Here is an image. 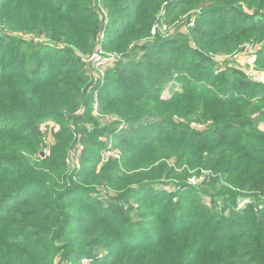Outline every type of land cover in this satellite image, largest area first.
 Returning <instances> with one entry per match:
<instances>
[{"label": "trees", "instance_id": "obj_1", "mask_svg": "<svg viewBox=\"0 0 264 264\" xmlns=\"http://www.w3.org/2000/svg\"><path fill=\"white\" fill-rule=\"evenodd\" d=\"M100 1L0 0V264H264V210L255 208L264 196V94L236 70L208 76L205 65L227 39L206 14L224 21L239 0H134L104 40L135 56L114 61L105 88L88 89L104 111L131 122L120 131L92 117L89 97L76 113L81 59L57 63L62 51L90 54L101 41ZM164 1L167 12L187 14L193 47L159 35ZM192 9L208 25H190ZM255 13L235 27L240 35L264 33V12ZM19 32L49 40L51 58ZM164 77L177 85L167 96ZM111 82L117 90L107 91ZM46 117L60 129L40 157ZM96 131L112 133L120 149L99 169L100 157L86 154ZM76 143L80 159L71 165ZM195 170L207 173L188 193ZM168 185L177 191L166 193Z\"/></svg>", "mask_w": 264, "mask_h": 264}, {"label": "rangeland", "instance_id": "obj_2", "mask_svg": "<svg viewBox=\"0 0 264 264\" xmlns=\"http://www.w3.org/2000/svg\"><path fill=\"white\" fill-rule=\"evenodd\" d=\"M108 1H100L97 4L98 11H102V15L100 16V27L99 37L101 41H99L94 48V50L88 54H84L83 52H79L75 50L74 53H68L67 51H62V55L65 56L63 59H59L57 63L62 61V67L74 66L72 63L77 62V57H79L80 64L75 65L77 69L81 71V77L83 83L79 85V95H82L80 100V107L77 112L80 114L84 111L86 107V103L84 98L89 97L90 106H91V115L94 117L101 125H111L114 126L117 131L121 129H128L132 125L131 122H125L123 120H119L118 117L113 114L104 111V109L100 106L99 93L97 91H91L89 93V86L91 82L97 83L101 88H105V76L109 73L112 76L114 61L118 59H126L127 57H131L135 54H130V50L127 52H117L113 50H108L107 40H104V35L106 32L114 33L113 31H117L120 28L121 23L123 22V18L128 13H131L133 6L135 5L134 0H117V2L112 3ZM167 2L164 1L160 5L159 12L156 14L154 27H158L159 35L165 38L173 37L176 41H185L188 39V44L190 47H193V42L191 41L192 37L187 30V24L185 19L187 14H178L175 15L173 13H169L166 10ZM237 10L233 12H229L227 19L222 21L221 15L218 13H207L206 15L214 16V24H212L215 29H220V31L226 34L227 39L222 40V43L219 44L220 50L219 52H209L208 57L209 60L206 61V73L208 76L215 75L222 70H236L242 75H244L251 83H256V87L260 88V93L264 94V33L257 34V32H253V34L248 37L246 35H240L239 32L235 29L238 24H244L249 21H253V15H255V11L264 12V0H239L236 5ZM123 8V9H122ZM196 11L192 9L188 11L190 13V25L197 23L198 25H208L207 17L202 14H193ZM169 13V14H168ZM178 13V12H177ZM201 17V18H200ZM233 19V22H232ZM224 22V23H223ZM223 25L222 27L220 25ZM154 28L151 30V36L146 37V39H151L153 34H155ZM16 36L22 37L27 41H31L33 43L34 49H42L43 55L46 59L51 58L50 48L47 46L44 48L45 42L50 45V41L45 39L42 36H34L32 34L26 33H15ZM187 45V44H185ZM132 45H130L131 47ZM129 47V48H130ZM43 73H47V68H45ZM53 72V71H52ZM156 85H159L158 83ZM160 88L162 89V95L167 96L171 90L177 87L176 82L173 77H164L163 83L160 84ZM155 87V86H153ZM111 90L116 89L115 83H110ZM110 93V92H107ZM118 125V127H117ZM134 124L133 126H137ZM191 126L196 129H204L205 125L192 123ZM42 131V144L40 145V157H44L50 153V148L54 143L53 134L58 132L60 129L59 120L54 119L52 117H46L42 119L41 124ZM261 129L264 130V119L260 122ZM90 132V130L88 131ZM96 133L98 144L94 147H89L86 154L90 157H100L98 169L101 165L105 164L110 159L118 158L120 155V149L117 145L112 133L107 132L100 134ZM99 134V135H98ZM93 135V133H91ZM143 135V134H142ZM74 139L77 140L78 134L74 132ZM77 147V149H76ZM79 147L80 145L76 143V145L71 147L68 150V162L71 165H77L79 162ZM170 166L174 167V161H170L168 163ZM175 168V167H174ZM176 171H180V169L175 168ZM196 171V170H195ZM191 173H195L192 176L187 177V182L191 185V187L185 188L187 192H192V187L199 185L203 180L207 171L201 170L199 171H190ZM73 181L77 183V179L74 177ZM165 188L166 193L171 191H177L176 188L172 185H168ZM101 190V189H100ZM194 192V191H193ZM82 195V194H81ZM133 198V197H132ZM174 199H176L174 197ZM210 196H205L204 202L209 204ZM260 203L255 207L256 210H264V196H260ZM251 200V199H250ZM202 201V202H203ZM207 204V205H208ZM245 205V204H244ZM209 206V205H208ZM210 207V206H209ZM229 215L228 212L225 213V216ZM151 236H154L151 235ZM107 251H105V254ZM104 254V255H105ZM103 259V258H102ZM69 261H64L62 264H70ZM82 264H86V260L81 261ZM99 264H104L101 262Z\"/></svg>", "mask_w": 264, "mask_h": 264}, {"label": "built area", "instance_id": "obj_3", "mask_svg": "<svg viewBox=\"0 0 264 264\" xmlns=\"http://www.w3.org/2000/svg\"><path fill=\"white\" fill-rule=\"evenodd\" d=\"M246 202H247L246 199L241 200V201L236 205L235 208H236L237 210L241 209V208L243 207V205H244Z\"/></svg>", "mask_w": 264, "mask_h": 264}]
</instances>
